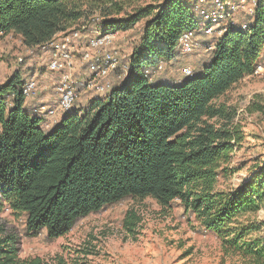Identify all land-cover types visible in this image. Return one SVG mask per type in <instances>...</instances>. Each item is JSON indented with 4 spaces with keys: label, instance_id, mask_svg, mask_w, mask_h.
I'll return each instance as SVG.
<instances>
[{
    "label": "trees",
    "instance_id": "trees-1",
    "mask_svg": "<svg viewBox=\"0 0 264 264\" xmlns=\"http://www.w3.org/2000/svg\"><path fill=\"white\" fill-rule=\"evenodd\" d=\"M132 1L0 0V34L19 35L27 48L75 24L106 33L145 21L124 80L86 106L77 98L55 128L25 109L20 71L0 85V205L26 215L27 234L45 230L58 238L128 197H152L165 207L178 200L225 247L264 264V238H253L264 221L239 220L262 206L264 165L233 191L215 190L220 162L243 138L236 109L215 100L260 65L264 0L245 28L230 22L209 59L178 84L152 73L177 59L182 34L199 31L202 16L191 0H151L121 16ZM0 264L42 262L20 259L14 238L4 236Z\"/></svg>",
    "mask_w": 264,
    "mask_h": 264
},
{
    "label": "rangeland",
    "instance_id": "rangeland-1",
    "mask_svg": "<svg viewBox=\"0 0 264 264\" xmlns=\"http://www.w3.org/2000/svg\"><path fill=\"white\" fill-rule=\"evenodd\" d=\"M150 1L133 0L120 15L124 17L136 6ZM191 1L194 6L198 4V0ZM235 1L239 10L234 15V21L244 25L253 18L249 11L252 4L249 0ZM144 22L140 20L133 28L119 30L116 34L114 48L118 51L121 69L102 80L109 82L112 88L122 82L128 73V59L139 43ZM78 25L75 24L67 32ZM217 31L209 36L201 27L196 32L199 45L192 52H182L177 59L163 64L160 71L152 73V78L178 80L176 84L189 78L184 71L189 67L196 72L199 65L209 59L211 47L220 37ZM87 40L88 36L84 33L71 45L75 70L80 72L74 70L79 106H86L93 96H106L111 91L102 93L86 85L94 75L91 64L100 62L102 58L101 52L91 50V61L83 60ZM24 46L21 37L15 33L0 34V82H5L17 71L22 72L21 77L26 80L30 72L42 69L37 64L38 60L46 59L41 50L37 48L30 54ZM31 57L36 61L29 66L27 63ZM259 64L263 68L261 72L244 77L215 100L216 104L224 103L236 109L234 122L243 134L242 140L231 152L230 160L220 162L215 190L233 191L264 165V49ZM256 107L261 109L256 110ZM25 109L32 112L27 104ZM55 110L53 117H57V122H53L54 118L48 121L51 129L60 124L66 114L59 106ZM239 220L261 224L264 221V200L256 213L243 214ZM4 236L14 238L20 259L40 258L42 264H254L252 257L244 255L239 248L225 247L222 240L206 230L180 201L176 200L165 207L152 197H128L105 205L99 211L81 218L67 234L58 238H49L45 230L37 235L27 234L26 215L2 203L0 237ZM259 237L264 238V226L260 232L254 233L253 238Z\"/></svg>",
    "mask_w": 264,
    "mask_h": 264
},
{
    "label": "built area",
    "instance_id": "built-area-1",
    "mask_svg": "<svg viewBox=\"0 0 264 264\" xmlns=\"http://www.w3.org/2000/svg\"><path fill=\"white\" fill-rule=\"evenodd\" d=\"M258 1L249 0L252 4L251 10L249 9L251 14L255 13ZM194 9L204 20L202 24L203 32L210 36L218 29L217 33L221 36L226 31L227 23L234 21V15L239 10V6L235 0H198V4L194 6ZM245 27L246 25L244 24L243 28ZM84 33L88 36V47L83 53V60L91 61V50H98V52L102 53L101 61L91 64L94 75L86 83L88 88H94L102 93L110 90L112 88L111 84L102 80L108 78L112 72L121 69L119 54L114 48L117 32L105 33L99 30H88L86 26L78 25L77 28L71 29L69 32L57 33L52 40L38 46L37 48L46 57L45 62L48 74L56 75L55 79L51 81V85L59 97V107L64 111L72 110L78 98L77 78L76 75L74 76L75 61L71 45L74 40L79 39ZM196 34L195 31H187L182 34L180 38L181 52L190 53L199 45ZM35 50L36 48H29L30 53H34ZM19 60L20 62L22 61L21 59ZM162 68L163 65H160L159 69ZM262 69V65H259L255 73L261 72ZM184 73L189 76L192 75L193 71L188 67ZM40 90H42L40 77L36 72H32L24 82L23 93L26 98H34L39 94ZM31 110L40 117H49V115L53 116L55 114V109L45 103H39L31 107Z\"/></svg>",
    "mask_w": 264,
    "mask_h": 264
},
{
    "label": "crops",
    "instance_id": "crops-1",
    "mask_svg": "<svg viewBox=\"0 0 264 264\" xmlns=\"http://www.w3.org/2000/svg\"><path fill=\"white\" fill-rule=\"evenodd\" d=\"M139 40H138V42H139ZM24 48H25V46H24ZM26 50H27L28 53H30L29 52V48L26 47ZM35 61H36V58L31 57V59L28 61L27 65L31 66L32 63L35 62ZM37 64H38V67H41L42 69H40V70L37 69V71H32V72H34V73L36 72L39 75L40 84L42 85V90H40L39 94L36 97L27 98L26 99V104L31 108L33 106L38 105L39 103H45L49 107L55 109L56 106H59V103H58L59 102V97L55 93V91L53 90V87L51 85V81H53V79H55L56 75L55 74H48V72L46 70V62L45 61L38 60ZM75 71H74V74H75ZM32 72H30V75L32 74ZM114 72H117V70L114 71ZM114 72H112V73H114ZM76 73H80L79 70H77ZM21 76H22V72H21ZM28 77H26V78H28ZM1 83H4V82H0V85H1ZM78 94H79V92H78ZM78 99H79V97H78ZM55 113H56V110H55ZM43 118H45L47 121H51L52 118H54V117L52 115H49V117L46 116V117H43ZM53 122L54 123L57 122V117L54 118Z\"/></svg>",
    "mask_w": 264,
    "mask_h": 264
}]
</instances>
